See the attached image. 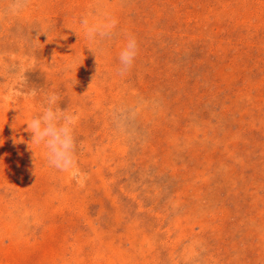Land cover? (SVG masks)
Instances as JSON below:
<instances>
[{
	"label": "rangeland",
	"instance_id": "374dc122",
	"mask_svg": "<svg viewBox=\"0 0 264 264\" xmlns=\"http://www.w3.org/2000/svg\"><path fill=\"white\" fill-rule=\"evenodd\" d=\"M98 13L118 20L99 65L66 28ZM47 91L77 118V177L33 143L35 168L24 123ZM0 264H264V0H29L0 18Z\"/></svg>",
	"mask_w": 264,
	"mask_h": 264
},
{
	"label": "clouds",
	"instance_id": "9594fccd",
	"mask_svg": "<svg viewBox=\"0 0 264 264\" xmlns=\"http://www.w3.org/2000/svg\"><path fill=\"white\" fill-rule=\"evenodd\" d=\"M28 7L29 0H4L0 4V18L20 16ZM98 15H103V18H97ZM78 23L79 29L75 27L66 28L74 31L79 37L78 40L81 39L82 30L86 41L85 49L95 54L99 65L98 57L106 51L103 45L113 38L118 20L115 17L98 13L83 15ZM34 28H37L40 34L46 33L48 41L66 38V34L62 31L61 34L49 39V30L44 28L43 25ZM33 29L29 43L34 50H38V42L41 40L39 39V34L33 36ZM138 54L139 43L137 38L134 35L126 34L125 42L118 53L119 72L121 75L127 73L133 67ZM75 65L76 61L74 60L73 63L65 65L64 70L71 72ZM81 65L79 64L78 66ZM32 95L35 97L38 93L33 91ZM39 95L42 105L41 111L24 123L27 125L25 130L31 133L28 147L33 151L35 168L37 156L33 143L43 146L46 150L45 158L50 167L59 172L70 173L73 177H77V144L75 137L77 118L67 108L62 109L60 107L61 99L56 91L42 92Z\"/></svg>",
	"mask_w": 264,
	"mask_h": 264
}]
</instances>
